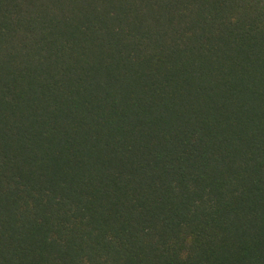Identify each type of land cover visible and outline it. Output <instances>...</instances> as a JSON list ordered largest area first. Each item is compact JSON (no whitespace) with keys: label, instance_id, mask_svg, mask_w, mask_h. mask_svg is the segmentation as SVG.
<instances>
[{"label":"trees","instance_id":"1","mask_svg":"<svg viewBox=\"0 0 264 264\" xmlns=\"http://www.w3.org/2000/svg\"><path fill=\"white\" fill-rule=\"evenodd\" d=\"M0 264H264V0H0Z\"/></svg>","mask_w":264,"mask_h":264}]
</instances>
